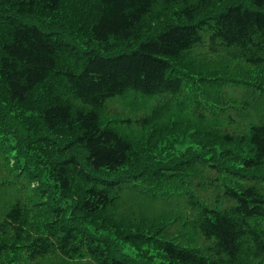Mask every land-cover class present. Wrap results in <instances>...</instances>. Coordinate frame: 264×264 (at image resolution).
I'll return each mask as SVG.
<instances>
[{"label": "trees", "instance_id": "trees-1", "mask_svg": "<svg viewBox=\"0 0 264 264\" xmlns=\"http://www.w3.org/2000/svg\"><path fill=\"white\" fill-rule=\"evenodd\" d=\"M64 7L86 34L46 26ZM158 7L176 15L142 31ZM205 41L257 73L196 78L187 104L181 67ZM129 92L189 111L166 154L104 123ZM123 242L153 246L155 264H264V0H0V264H141Z\"/></svg>", "mask_w": 264, "mask_h": 264}, {"label": "rangeland", "instance_id": "rangeland-1", "mask_svg": "<svg viewBox=\"0 0 264 264\" xmlns=\"http://www.w3.org/2000/svg\"><path fill=\"white\" fill-rule=\"evenodd\" d=\"M176 15L175 8L160 9L155 8L153 12L144 18L143 20V30H147L150 26L154 25L158 21H165ZM42 20L46 23L48 28L59 27L67 30L70 37L78 35L74 30L81 28V33L86 34L88 31L87 23L84 22L79 25V20H84V17L71 7H64L60 9L57 13L44 12L40 14ZM176 17V16H175ZM77 27V28H76ZM132 43H127V46H131ZM110 47H115L112 51L121 50L126 48V44L115 41L114 39L110 42ZM207 49V43L205 41L204 45L195 51V56L186 55V63L189 65L179 66L187 70V89L183 95L187 104L191 102V99L196 95L200 89L195 82L196 78L201 76L212 77L219 74L218 76L222 79L227 78H237L246 77L248 73V78L254 80L257 69L248 67L245 63L239 60H230L226 55L220 54H207L205 51ZM199 97H201L199 95ZM226 97L228 99H242L244 96L241 89L234 88L232 92H228ZM233 97V98H232ZM189 100V101H188ZM176 103L174 100H169L157 96H142L139 93L129 92L123 97L115 98L110 100L107 104V108L103 111L102 118L106 125L111 126L119 133L129 137L135 144V147L145 150L146 152L166 154V143L172 144V123L181 118L186 119L189 116V111L186 109H180L175 111ZM179 104V103H178ZM39 105L38 97L36 101L32 103V106L37 107ZM15 109L21 111L22 107L13 106ZM25 115L33 114V111L22 110ZM234 110L231 113L234 114ZM158 114V119L152 125L146 127H140L134 121L148 114ZM176 113V114H175ZM177 118H176V117ZM130 123H129V122ZM184 124V123H183ZM169 127L164 129L166 126ZM38 124L31 125V129L36 128ZM183 126L179 127L182 128ZM66 137H69L66 134ZM129 200L134 201L142 196H137L135 194L128 196ZM154 206L156 207L155 202ZM160 205V201H157ZM140 206L145 209L148 208V201L146 199H141ZM157 215L150 213L149 220L156 217ZM89 228L95 231L93 224L88 223ZM122 252L127 254L131 259H135L136 262L141 264H155L159 260L158 252L151 245H139L135 246L132 243L123 242ZM57 258L49 256L42 261L43 264H55L57 263ZM59 260V259H58ZM77 264H85V262L75 261ZM73 264H76V263Z\"/></svg>", "mask_w": 264, "mask_h": 264}, {"label": "bare ground", "instance_id": "bare-ground-1", "mask_svg": "<svg viewBox=\"0 0 264 264\" xmlns=\"http://www.w3.org/2000/svg\"><path fill=\"white\" fill-rule=\"evenodd\" d=\"M4 94V93H3Z\"/></svg>", "mask_w": 264, "mask_h": 264}]
</instances>
